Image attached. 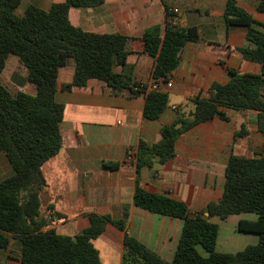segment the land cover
<instances>
[{
  "label": "trees",
  "instance_id": "obj_1",
  "mask_svg": "<svg viewBox=\"0 0 264 264\" xmlns=\"http://www.w3.org/2000/svg\"><path fill=\"white\" fill-rule=\"evenodd\" d=\"M21 3L22 0H0V72L5 69L9 56H16L27 75L15 76L14 80L19 87L32 84L35 94L13 92L0 81V154L7 157L14 170L13 175L0 181V248L7 249L11 238L19 240L21 264H100L94 241L111 223L125 232V263L264 264V153L254 158L236 155L229 158L222 198L207 205L208 216L204 212L191 213L185 203L137 185L133 196L135 206L184 221L170 262L127 234L128 212L123 220L90 214V226L73 236L47 228V222L41 218L40 193L46 186L42 167L63 145L60 124L65 107L56 100L59 70L74 64L73 78L61 86L63 91L85 87L95 79L106 83L115 95L126 89L134 95L144 94V117L148 120L158 119L165 112L168 96L148 90L147 84L133 80L127 64V46L132 38L88 32L70 22L71 7H97L104 0H65L47 10L32 5L19 15ZM256 8L264 12V0H259ZM173 13L166 7L164 31L157 25L142 35L145 52L155 59L154 80L166 81L178 67L183 47L200 38L196 27L173 24ZM224 17L227 26L247 28L246 45L236 50L245 60L258 63L261 72L230 71L232 77L228 83L212 84L209 98L192 100L195 108L190 116L194 120L180 114L171 125L161 127L158 142L141 141L135 150L138 173L154 163L165 164L171 160L176 141L184 132L215 117L226 120L227 109L257 112L259 130L264 132V24L239 7L235 0L226 3ZM118 67L122 68L120 72ZM245 133L243 127L236 135ZM105 166L117 169L119 163ZM242 214L257 216L255 220L241 219L237 230L257 234L258 243L235 253L217 251L219 225L211 218L223 221L231 215Z\"/></svg>",
  "mask_w": 264,
  "mask_h": 264
},
{
  "label": "crops",
  "instance_id": "obj_2",
  "mask_svg": "<svg viewBox=\"0 0 264 264\" xmlns=\"http://www.w3.org/2000/svg\"><path fill=\"white\" fill-rule=\"evenodd\" d=\"M228 1L104 0L97 7L70 8L69 20L76 27L132 38L127 46V64L133 80L148 86L154 81L155 59L145 52L142 35L157 25L164 31L166 7L177 10L171 16L176 26L196 27L200 38L188 42L181 50L180 63L166 80L172 86L163 91L168 96L167 109L155 120L144 117V94L134 95L126 89L115 95L106 83L95 79L85 87L63 91L61 86L73 78L74 64L59 70L56 100L65 107L60 124L63 145L42 167L46 186L40 193L41 218L47 222V228L73 236L90 226V214L123 220L128 212L127 234L170 262L184 221L135 206L137 185L185 203L191 213L206 214L207 205L222 198L229 158L232 155L254 158L264 153V132L258 127V113L227 109L226 120L215 117L184 132L176 141L174 157L165 164L154 163L138 173L135 159L127 157L141 141L158 142L161 127L171 125L178 115L190 116L195 108L192 100L209 98L212 84L228 83L230 71L261 72L258 63L245 60L236 50L246 45L247 28L227 26L224 11ZM235 1L264 24V12L256 8L259 0ZM64 2L22 0L20 7L24 13L32 5L47 10ZM121 70L117 68L118 72ZM18 90L22 91V87L18 86ZM174 106L177 111L172 109ZM243 127L246 133L237 136ZM107 163H119V167L110 169L105 166ZM13 173L7 157L0 154V181ZM253 215H231L223 221L233 220L238 231L239 221L255 220L257 216ZM220 230L219 225L217 251L222 253H231L229 245L242 246L238 250L241 251L259 241L257 234L245 233L243 238H234L232 242L221 238L219 244ZM124 237V231L111 223L106 225L94 241L100 264H129L123 261ZM21 248V242L11 238L7 249L0 248V264H21Z\"/></svg>",
  "mask_w": 264,
  "mask_h": 264
},
{
  "label": "rangeland",
  "instance_id": "obj_3",
  "mask_svg": "<svg viewBox=\"0 0 264 264\" xmlns=\"http://www.w3.org/2000/svg\"><path fill=\"white\" fill-rule=\"evenodd\" d=\"M23 14V7L19 8V15ZM27 75L26 69L19 63V60L16 56H9L6 67L5 69L0 72V81L3 83L5 86L9 88V90L15 92L16 89L18 88L16 80H14V77H25ZM22 91L25 93H28L30 95L35 94V87L27 83L22 87ZM255 216V215H253ZM214 220H217L218 224L220 225V238H219V244L221 241V238L226 241H231L234 238H243L245 233H241L239 231H236L233 227V220H227V221H221L218 218L217 219H212L213 222ZM232 242V241H231ZM228 250L231 253H235L238 250L241 249L242 246H234V245H229ZM201 252H204L203 249L199 248Z\"/></svg>",
  "mask_w": 264,
  "mask_h": 264
},
{
  "label": "built area",
  "instance_id": "obj_4",
  "mask_svg": "<svg viewBox=\"0 0 264 264\" xmlns=\"http://www.w3.org/2000/svg\"><path fill=\"white\" fill-rule=\"evenodd\" d=\"M173 12H177V10H171ZM174 24V22H173ZM172 86L171 83L167 82V81H164V80H154L151 85L148 86V90H154V91H165L167 89H169L170 87ZM143 87V86H141ZM135 90H138V88H135ZM172 109L174 111H177V108L174 106L172 107ZM127 157L130 159V160H133L135 159V151L134 150H130L127 154Z\"/></svg>",
  "mask_w": 264,
  "mask_h": 264
},
{
  "label": "water",
  "instance_id": "obj_5",
  "mask_svg": "<svg viewBox=\"0 0 264 264\" xmlns=\"http://www.w3.org/2000/svg\"><path fill=\"white\" fill-rule=\"evenodd\" d=\"M190 119H191V120H194V116L191 115V116H190ZM205 215L208 216V213H206Z\"/></svg>",
  "mask_w": 264,
  "mask_h": 264
}]
</instances>
